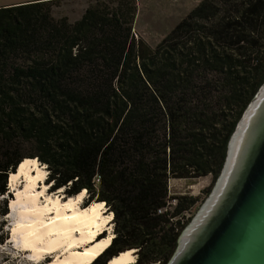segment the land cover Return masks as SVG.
I'll list each match as a JSON object with an SVG mask.
<instances>
[{
    "label": "trees",
    "instance_id": "trees-1",
    "mask_svg": "<svg viewBox=\"0 0 264 264\" xmlns=\"http://www.w3.org/2000/svg\"><path fill=\"white\" fill-rule=\"evenodd\" d=\"M58 1L0 5V196L36 158L50 191L112 212L89 264L127 249L130 264H165L197 201L168 180L214 181L264 81V0H199L154 46L133 31L136 0H86L73 21Z\"/></svg>",
    "mask_w": 264,
    "mask_h": 264
},
{
    "label": "water",
    "instance_id": "water-1",
    "mask_svg": "<svg viewBox=\"0 0 264 264\" xmlns=\"http://www.w3.org/2000/svg\"><path fill=\"white\" fill-rule=\"evenodd\" d=\"M165 264H264V81L235 123L221 168Z\"/></svg>",
    "mask_w": 264,
    "mask_h": 264
},
{
    "label": "bare ground",
    "instance_id": "bare-ground-1",
    "mask_svg": "<svg viewBox=\"0 0 264 264\" xmlns=\"http://www.w3.org/2000/svg\"><path fill=\"white\" fill-rule=\"evenodd\" d=\"M46 174L45 166L36 158L22 160L9 173L7 185L14 195L8 207L20 217L12 223L10 239L19 250H28L35 262L52 254V260L43 264H89L113 237L109 231L112 212L99 202L80 206L86 195L84 189L63 199L57 195L61 187L53 193L46 192ZM18 179L23 182L21 186ZM104 229L107 234L94 239ZM134 261V249H127L111 257L107 264Z\"/></svg>",
    "mask_w": 264,
    "mask_h": 264
},
{
    "label": "rangeland",
    "instance_id": "rangeland-1",
    "mask_svg": "<svg viewBox=\"0 0 264 264\" xmlns=\"http://www.w3.org/2000/svg\"><path fill=\"white\" fill-rule=\"evenodd\" d=\"M23 1L30 0H0V5H9ZM198 1L199 0H136L137 13L133 23V31L136 36L142 37L147 43L154 46ZM86 4V0H59L53 7V14L56 17L66 15L70 21H73L81 15ZM212 183L213 178L211 174L198 178H170L168 180V194L171 196L177 194L196 196V203L185 213V216H192L205 198L207 194L206 190L209 191ZM22 184L23 182L21 179H18V185L21 186ZM47 191L53 193L57 190L50 191L48 184L46 192ZM9 192V196H0V201L7 196L6 202L8 210L6 214L0 216V236H2V241H0V264H43L51 261L52 254H47L44 258L35 262L28 250H19L14 245L15 242L11 241L9 234L12 223L19 221L20 217L15 210L13 212L9 210L8 203L10 198L14 195L11 189H9ZM57 195H60L63 199V189L57 192ZM85 198L86 195L80 203V206H84ZM170 202H175V200L170 198ZM104 208L106 209V206ZM109 231L113 233V224ZM107 232L108 231L105 230V234H107ZM98 235H96L94 239H96ZM134 255L136 259L135 251Z\"/></svg>",
    "mask_w": 264,
    "mask_h": 264
},
{
    "label": "built area",
    "instance_id": "built-area-1",
    "mask_svg": "<svg viewBox=\"0 0 264 264\" xmlns=\"http://www.w3.org/2000/svg\"><path fill=\"white\" fill-rule=\"evenodd\" d=\"M172 204H174V202H171ZM160 212V210H158Z\"/></svg>",
    "mask_w": 264,
    "mask_h": 264
},
{
    "label": "crops",
    "instance_id": "crops-1",
    "mask_svg": "<svg viewBox=\"0 0 264 264\" xmlns=\"http://www.w3.org/2000/svg\"><path fill=\"white\" fill-rule=\"evenodd\" d=\"M112 218V217H111Z\"/></svg>",
    "mask_w": 264,
    "mask_h": 264
}]
</instances>
